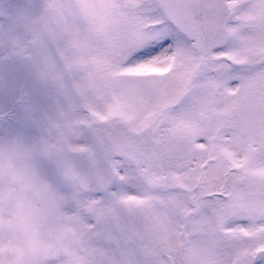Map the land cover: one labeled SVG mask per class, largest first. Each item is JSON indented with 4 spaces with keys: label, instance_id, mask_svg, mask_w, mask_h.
Listing matches in <instances>:
<instances>
[{
    "label": "snow or ice",
    "instance_id": "obj_1",
    "mask_svg": "<svg viewBox=\"0 0 264 264\" xmlns=\"http://www.w3.org/2000/svg\"><path fill=\"white\" fill-rule=\"evenodd\" d=\"M0 44L58 101L0 264H264V0H12Z\"/></svg>",
    "mask_w": 264,
    "mask_h": 264
},
{
    "label": "rangeland",
    "instance_id": "obj_2",
    "mask_svg": "<svg viewBox=\"0 0 264 264\" xmlns=\"http://www.w3.org/2000/svg\"><path fill=\"white\" fill-rule=\"evenodd\" d=\"M12 0H0V15H6ZM7 78L11 90L0 87V145L16 144L28 150L42 171L53 175V162L38 152L45 135L47 118L57 109L52 89L37 84L30 68L22 60L7 59L0 44V81Z\"/></svg>",
    "mask_w": 264,
    "mask_h": 264
},
{
    "label": "clouds",
    "instance_id": "obj_3",
    "mask_svg": "<svg viewBox=\"0 0 264 264\" xmlns=\"http://www.w3.org/2000/svg\"><path fill=\"white\" fill-rule=\"evenodd\" d=\"M38 152L43 155V153L40 150V145L38 147ZM45 156V155H44ZM30 167L32 169L33 172V179L34 181L39 184L40 181L42 180H48L49 182H51L52 177L50 174L46 173L45 171H42L41 168L37 165V163L35 162V158L33 156L32 161L30 162ZM2 179V178H0ZM0 213H3L5 216L7 215V209L6 208H0Z\"/></svg>",
    "mask_w": 264,
    "mask_h": 264
}]
</instances>
